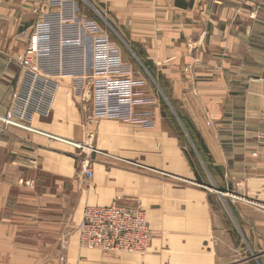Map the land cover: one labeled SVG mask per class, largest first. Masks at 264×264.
<instances>
[{
    "label": "crops",
    "instance_id": "1",
    "mask_svg": "<svg viewBox=\"0 0 264 264\" xmlns=\"http://www.w3.org/2000/svg\"><path fill=\"white\" fill-rule=\"evenodd\" d=\"M40 1L0 0V116L19 83L18 59ZM155 1L123 28L139 50L133 55L163 83L175 119L148 97L131 113L150 126L90 122L75 84L62 78L50 114L30 121L34 132H0V201L15 189L79 221L85 207L140 205L151 230L147 253L80 247L94 264H247L230 262L236 249L264 264V0ZM173 119L187 121L204 147L205 178L190 165ZM84 157L90 179L80 168ZM15 229L0 226L1 260Z\"/></svg>",
    "mask_w": 264,
    "mask_h": 264
},
{
    "label": "built area",
    "instance_id": "2",
    "mask_svg": "<svg viewBox=\"0 0 264 264\" xmlns=\"http://www.w3.org/2000/svg\"><path fill=\"white\" fill-rule=\"evenodd\" d=\"M32 14L26 47L18 59L20 80L0 116V132L7 128L34 132L30 121L50 114L62 78L75 84L90 122L106 119L150 126L131 113L132 107L149 100L138 90L142 83L122 61L108 27L88 18L75 0H41ZM258 143L264 148L263 134ZM80 168L86 178L92 177L90 158L84 157ZM76 232L79 246L90 251L142 257L151 242L141 206H123L117 200L108 206L85 207Z\"/></svg>",
    "mask_w": 264,
    "mask_h": 264
},
{
    "label": "rangeland",
    "instance_id": "3",
    "mask_svg": "<svg viewBox=\"0 0 264 264\" xmlns=\"http://www.w3.org/2000/svg\"><path fill=\"white\" fill-rule=\"evenodd\" d=\"M75 1L78 2L80 9L88 18L98 21L102 26L108 27L109 25L111 27V29L107 28L109 37L112 41L117 42L122 49L123 61L130 66L134 79L142 83V86L138 88L142 97L158 99L161 112L174 118L173 115H177V113L165 94L163 83L161 82V88L153 74L145 69L141 58L133 55L139 50L129 47L126 29L123 28L126 26V22L142 17L144 11L148 10L147 0ZM154 1L151 0V8L158 7L152 5ZM155 2H159V0ZM63 80L73 83L69 78ZM143 83L146 84L144 87ZM88 90L89 87L86 88L85 95ZM78 92L77 90L75 94L80 102L81 97L78 96ZM173 123L174 129L180 133L182 145L187 156L191 159L193 167L201 174L202 178H205L206 166L196 150L194 141L190 138L181 120H174ZM2 192L4 191L0 188V193ZM8 196L10 197L8 200L0 201V226L6 225L9 228L12 226L17 229H15L16 236L13 235L12 241L8 237L5 244L7 257L5 261L0 259V264H94L89 259L91 252L83 250L80 253L82 248L79 249L76 232L79 217L74 220L69 215V210L66 211L58 207L54 202L26 201L20 193L17 194L15 189ZM101 253L107 256L120 254ZM229 257L232 263L246 258L249 260L247 264L256 263L250 250H231Z\"/></svg>",
    "mask_w": 264,
    "mask_h": 264
},
{
    "label": "trees",
    "instance_id": "4",
    "mask_svg": "<svg viewBox=\"0 0 264 264\" xmlns=\"http://www.w3.org/2000/svg\"><path fill=\"white\" fill-rule=\"evenodd\" d=\"M181 121H182L186 131L188 132L190 138L192 139V141H194V145L196 147L197 152L201 155V153L204 150V147L202 145H200L199 143L198 144L195 143V139H194L195 137L193 136V129L191 128L189 123L187 121H185V120H181ZM188 160L190 162V165L193 166L192 161H191V159H189V157H188Z\"/></svg>",
    "mask_w": 264,
    "mask_h": 264
}]
</instances>
